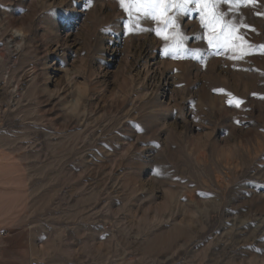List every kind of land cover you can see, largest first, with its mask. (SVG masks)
<instances>
[{"label": "rangeland", "instance_id": "374dc122", "mask_svg": "<svg viewBox=\"0 0 264 264\" xmlns=\"http://www.w3.org/2000/svg\"><path fill=\"white\" fill-rule=\"evenodd\" d=\"M0 6V150L29 188L2 232L24 264H264V0L219 6L255 29L220 50L212 4L159 5L168 40L119 0Z\"/></svg>", "mask_w": 264, "mask_h": 264}, {"label": "snow or ice", "instance_id": "6c2138e0", "mask_svg": "<svg viewBox=\"0 0 264 264\" xmlns=\"http://www.w3.org/2000/svg\"><path fill=\"white\" fill-rule=\"evenodd\" d=\"M120 5L123 7L125 3L131 4L134 7H137L140 11L143 12L145 17H151L152 19H157L155 12L161 11L159 9V5L162 4H174L177 3V0H119ZM180 3L184 6L187 5H200L206 6L208 4H212L214 8L217 9L216 12L210 13L211 19L209 23L205 24L206 28H210L211 34L208 36V45L210 48H214L216 50H220L221 48L228 47L234 41H245V37L243 33L237 34V29L243 28L250 31H255L254 28L248 25H242L239 20H224L225 13L219 12V6L221 4H227L230 7V10L235 13V10L238 6H258L259 0H180ZM2 7V6H0ZM125 11L130 12V9H124ZM184 11H189L191 9L183 8ZM259 15H264V13H258ZM161 22L165 24L164 32L162 33L160 30H157V35H162L164 40H168L169 37L167 34V27L171 23L170 20L165 19L163 17V12L161 11ZM203 22V16H202ZM222 24V26H221ZM247 42V41H245ZM177 50L175 48L168 49L165 48L164 52L166 55L170 53H175ZM243 103V101H237L235 105L239 107V105Z\"/></svg>", "mask_w": 264, "mask_h": 264}, {"label": "crops", "instance_id": "0c3cea01", "mask_svg": "<svg viewBox=\"0 0 264 264\" xmlns=\"http://www.w3.org/2000/svg\"><path fill=\"white\" fill-rule=\"evenodd\" d=\"M29 204L28 178L23 165L0 150V232L11 231ZM0 239V264H24L15 247Z\"/></svg>", "mask_w": 264, "mask_h": 264}, {"label": "clouds", "instance_id": "9594fccd", "mask_svg": "<svg viewBox=\"0 0 264 264\" xmlns=\"http://www.w3.org/2000/svg\"><path fill=\"white\" fill-rule=\"evenodd\" d=\"M15 35L20 37V41L17 44V49H20L24 45V40L26 38L27 33L24 30H16ZM81 102V97L78 96L72 104L66 106L68 113L73 116L77 115L81 108Z\"/></svg>", "mask_w": 264, "mask_h": 264}, {"label": "built area", "instance_id": "2783aa9c", "mask_svg": "<svg viewBox=\"0 0 264 264\" xmlns=\"http://www.w3.org/2000/svg\"><path fill=\"white\" fill-rule=\"evenodd\" d=\"M5 235H6V234L3 233V232L0 233V236H1V237H4Z\"/></svg>", "mask_w": 264, "mask_h": 264}]
</instances>
